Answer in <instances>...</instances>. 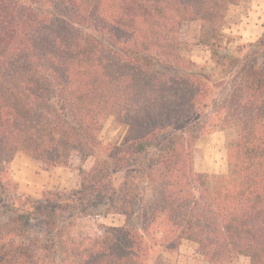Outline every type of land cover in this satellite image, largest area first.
Listing matches in <instances>:
<instances>
[{
	"label": "trees",
	"instance_id": "obj_1",
	"mask_svg": "<svg viewBox=\"0 0 264 264\" xmlns=\"http://www.w3.org/2000/svg\"><path fill=\"white\" fill-rule=\"evenodd\" d=\"M239 1L0 0V200L19 152L71 167L102 151L115 171L155 156L136 169L151 191L135 204L140 224H58L68 208L98 200L108 172L95 165L75 195L5 205L0 264H159L183 241L204 264H264V33L242 56L227 50L223 21ZM193 47L232 61L215 102L204 78L175 72L193 65ZM112 115L128 125L120 146L101 139ZM214 129L231 131L223 175L194 168L197 137ZM120 210L135 212L126 201ZM33 219L49 241L27 235Z\"/></svg>",
	"mask_w": 264,
	"mask_h": 264
},
{
	"label": "rangeland",
	"instance_id": "obj_2",
	"mask_svg": "<svg viewBox=\"0 0 264 264\" xmlns=\"http://www.w3.org/2000/svg\"><path fill=\"white\" fill-rule=\"evenodd\" d=\"M223 29L229 38L227 50L233 56H242L243 53L252 50L251 44L264 33V0H240L231 6L223 21ZM187 32L189 37L193 36V26ZM188 54L193 65L175 72L195 74L204 78L210 85V101L215 102L221 99L229 89L228 85L222 88V83L225 82L229 73L233 72L232 61H227L222 66L218 65L209 58L208 50L202 47H193ZM169 72L174 71L169 70ZM127 132L126 122L119 116L112 115L104 121L101 139L104 143L120 146L124 143ZM230 133L231 131L227 129H214L197 137L194 153V168L197 172L206 175H223L227 172L226 152ZM109 152L118 153L112 148ZM154 158V153L142 154L138 157V161L129 163L131 165L129 169L115 171L111 158L102 151L71 167L43 166L36 159L19 152L7 165L5 183L9 188L3 192L0 200V221L8 217L5 205L12 202V199L16 206L24 201L31 202V200L39 199L43 193L47 192L58 193L63 197L75 195L80 187H84L82 186L84 172H88L95 165H100L104 167L103 173L108 172V178L100 179L104 187H100L96 193L98 200L93 203L82 201L78 207L68 208L63 217H59L58 224L63 228L71 225V232L85 224L92 225L95 221L120 226L128 219L129 224L138 225L141 219L135 204L150 198L151 191H149L150 181L140 177L136 169L142 170L145 165L152 164ZM87 192L90 195V191ZM121 192L123 196H120ZM124 201L132 211L135 210L129 218L120 212ZM25 231L29 237H38L43 241H49L52 237L45 223L40 219L31 220L26 224ZM160 255L159 264H204L196 253V245L188 241H183L174 251ZM231 264H248V260L240 257Z\"/></svg>",
	"mask_w": 264,
	"mask_h": 264
}]
</instances>
